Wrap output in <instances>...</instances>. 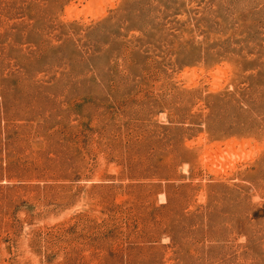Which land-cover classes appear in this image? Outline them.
Listing matches in <instances>:
<instances>
[{"label":"rangeland","instance_id":"obj_1","mask_svg":"<svg viewBox=\"0 0 264 264\" xmlns=\"http://www.w3.org/2000/svg\"><path fill=\"white\" fill-rule=\"evenodd\" d=\"M0 264H264V0H0Z\"/></svg>","mask_w":264,"mask_h":264}]
</instances>
